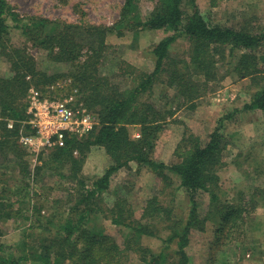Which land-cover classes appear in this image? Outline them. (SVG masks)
I'll return each instance as SVG.
<instances>
[{"label": "trees", "instance_id": "trees-1", "mask_svg": "<svg viewBox=\"0 0 264 264\" xmlns=\"http://www.w3.org/2000/svg\"><path fill=\"white\" fill-rule=\"evenodd\" d=\"M142 1L152 4L144 19L139 11ZM223 1L230 0H209V5L216 7ZM12 27L27 42L47 50L53 62L69 64V75L47 76L38 71L26 47L11 42ZM137 28L165 33L151 50L152 70L138 71L121 59L105 64L106 56L118 49L117 45L107 43V37L114 34L120 37L126 31L135 33ZM179 39H183L185 46L182 59L170 53ZM0 56L9 65L10 73L0 77V157L8 158L22 180V187L14 191L4 183L8 196L5 199L3 193L0 195V224L20 218L30 222L28 232H23L17 244L0 245V264H128L129 253L138 254L142 264H189L184 249L191 230L202 232L203 225L212 222L215 245L224 244L238 232L245 221L246 207L223 202L219 193V172L225 166L228 144L225 123L236 114L219 118L205 138L186 128L174 150L176 161L168 165L156 161L152 152L162 123L173 113L156 107L150 97L153 85L162 83L179 98L178 108L187 105L194 109L196 100L207 93L211 84L224 78H219L224 70V74L248 80L253 88L249 102L233 113L264 112V28L252 31L247 26L208 21L195 0H125L120 19L112 27L22 19L6 0H0ZM68 77L99 124L81 140L69 139L65 147L41 153L40 165L31 167L24 160L26 151L18 144L19 126L15 124L8 129L7 121L23 120L30 88L45 94L46 86ZM130 128L139 129L136 139L131 137ZM95 146L104 150L111 164L101 177L90 180L82 175V167ZM130 163L153 172L163 183V190L171 186L169 175H173L190 203L184 224L180 228H177L180 223L172 225L174 229L156 253L142 246L141 239L153 234L143 220L162 212L167 216L171 213L157 196L148 199L141 217L136 219L121 197L111 207H100L113 175ZM45 174L57 175L65 181L57 192L62 194L61 199L54 201L59 207L73 202L66 211L42 215L46 200L40 197L38 203L29 205L32 200L29 181L44 184ZM203 195L208 198L210 216L204 221L198 212L199 198ZM9 196L17 198L23 208L9 203ZM99 213L106 214L114 226L128 230L120 242L92 222ZM35 229L39 230L36 237L32 235ZM172 243L177 249L174 259L169 260L167 249Z\"/></svg>", "mask_w": 264, "mask_h": 264}, {"label": "rangeland", "instance_id": "rangeland-1", "mask_svg": "<svg viewBox=\"0 0 264 264\" xmlns=\"http://www.w3.org/2000/svg\"><path fill=\"white\" fill-rule=\"evenodd\" d=\"M6 1L12 11L22 19H47L72 25L101 27H112L118 22L125 2V0ZM195 3L201 14L213 23L247 26L252 31L264 28V0L223 1L216 7H211L209 0H195ZM151 8L152 4L149 2L140 3L139 11L143 19ZM10 36L14 46L26 47L25 50L34 58L36 69L41 73L47 76L69 75V64L53 62L47 50L34 46L33 42H27L20 31L12 27ZM164 36L163 32L140 28L135 29V33L126 31L120 37L115 34L110 35L106 39L107 43L117 45L118 49L106 56L105 64H114L121 59L138 71H151L154 65L151 50ZM184 50L183 39H179L171 47L170 53L182 59ZM9 74V65L0 56V77H6ZM221 76L224 78L219 83L211 84L207 93L196 100L194 109L187 105L178 108L179 98L175 96L172 89L158 82L153 85L150 100L159 109H170L173 114L167 116L162 123V130L155 141L152 157L158 162L172 164L176 161L174 150L186 128L195 135L205 138L213 130L219 118L236 114L225 123L224 134L228 144L224 152L225 166L219 172V193L223 202H236L246 207L245 221L227 242L217 245L213 242L215 225L207 221L203 225L202 232L195 229L190 231L187 247L184 250L189 264H264V112L233 113L235 110H241L249 102L253 88L248 80L238 79L232 73L224 74L223 70L219 78ZM56 81L52 85L60 84L61 86H54L56 88L53 90L52 85L46 86L44 88L46 94H68L77 89L72 87L70 77ZM80 95L78 92V96ZM129 131L132 138L138 137V128H130ZM25 153L24 160L31 167L40 165L38 159L34 162L33 157ZM110 164L111 161L102 148L92 147L86 155L82 175L95 180L103 175ZM44 177V184L29 181L32 193L29 205L38 203L37 198L40 197L46 200V208L42 209V215L49 216L66 211L69 203L73 202L59 207V203L54 201L56 198L61 199L62 194L57 192L60 190L61 183L65 181L53 174H45ZM169 177L171 186L163 190V183L153 172L144 166L130 163L128 168L121 169L113 175L109 191L103 194V203L100 204L101 208L111 207L117 197H121L136 219L141 217L148 199L157 196L160 204L171 213L167 216L166 212H162L161 215L142 221L149 225L153 232L152 236L142 237V246L155 253L164 246L163 241L170 235V230L174 229L172 225L175 222L180 223L177 226L180 228L190 210L188 197L180 188L179 181L173 175ZM21 181L16 167L8 162V158L0 157V195L3 193L6 199L8 196L6 185L8 189L11 188V191H14L15 188L22 187ZM9 198L11 200L7 201L13 202L15 208H23L17 198L12 196ZM251 199L253 206L252 202L248 204ZM39 203L41 204L42 201ZM198 209L200 220L204 221L210 217L206 195L199 198ZM97 215L92 222L113 235L117 241L120 242L121 237L128 233L127 229L111 224L106 214ZM168 217L170 221L167 220ZM29 225L30 222L22 218L2 222L0 245L7 247L17 244L22 239L23 232H28ZM35 231L32 235L36 237L39 230L35 229ZM176 249L175 243L168 247L169 260L174 259ZM127 263L142 264L136 253H129Z\"/></svg>", "mask_w": 264, "mask_h": 264}, {"label": "built area", "instance_id": "built-area-1", "mask_svg": "<svg viewBox=\"0 0 264 264\" xmlns=\"http://www.w3.org/2000/svg\"><path fill=\"white\" fill-rule=\"evenodd\" d=\"M54 86L61 85H52V90L56 88ZM26 102L23 120H8L7 128L19 126L18 144L34 162L43 152L65 147L69 139L81 140L99 124L97 116L78 96L77 89L68 94L49 95L30 88ZM74 155H77L76 151Z\"/></svg>", "mask_w": 264, "mask_h": 264}]
</instances>
